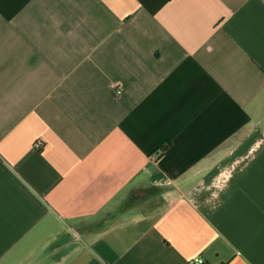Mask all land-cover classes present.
Returning a JSON list of instances; mask_svg holds the SVG:
<instances>
[{
    "label": "crops",
    "instance_id": "0c3cea01",
    "mask_svg": "<svg viewBox=\"0 0 264 264\" xmlns=\"http://www.w3.org/2000/svg\"><path fill=\"white\" fill-rule=\"evenodd\" d=\"M195 258L264 264V0H0V264Z\"/></svg>",
    "mask_w": 264,
    "mask_h": 264
},
{
    "label": "built area",
    "instance_id": "2783aa9c",
    "mask_svg": "<svg viewBox=\"0 0 264 264\" xmlns=\"http://www.w3.org/2000/svg\"><path fill=\"white\" fill-rule=\"evenodd\" d=\"M43 146H44V141H42V140H38L35 143V147L38 149L42 148ZM191 263L192 264H204V261L201 258H195Z\"/></svg>",
    "mask_w": 264,
    "mask_h": 264
},
{
    "label": "trees",
    "instance_id": "16d2710c",
    "mask_svg": "<svg viewBox=\"0 0 264 264\" xmlns=\"http://www.w3.org/2000/svg\"><path fill=\"white\" fill-rule=\"evenodd\" d=\"M165 149H166V147H163L161 150H162V151H165Z\"/></svg>",
    "mask_w": 264,
    "mask_h": 264
}]
</instances>
